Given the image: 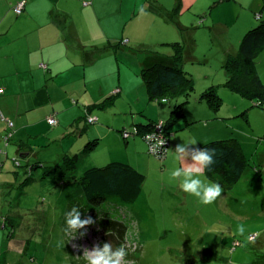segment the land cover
I'll return each instance as SVG.
<instances>
[{
  "label": "crops",
  "instance_id": "obj_1",
  "mask_svg": "<svg viewBox=\"0 0 264 264\" xmlns=\"http://www.w3.org/2000/svg\"><path fill=\"white\" fill-rule=\"evenodd\" d=\"M20 1L24 6L17 14L14 6ZM164 1L0 0L2 227L4 207L8 202L6 196L22 174L45 162L31 146L39 150L45 147L42 142L50 144L74 136L75 140L64 154L105 148L98 157L86 153L90 155L87 166L121 161L139 171L149 168L145 160L146 144L134 129L138 124L165 120L172 102L175 103L149 99L141 75L142 68L166 61L173 53L159 42L183 40V67L190 71L195 81L192 96H188L189 101L182 107L186 122L179 121L172 127L167 148L174 150L176 144L187 142L185 132L194 123L200 124L194 139L201 146L208 140L220 139L217 137L220 125L214 121L221 115L214 113L219 110H212L199 100L198 95L205 88L201 81L221 83L222 77L215 79L218 75L215 73L216 60H225L228 54L235 53L238 49L235 37L242 36L246 28L254 27L255 17L263 15L256 12L255 0H172L173 5ZM230 1L233 2L232 8L229 7L232 10L230 19L211 16L220 3L221 6L224 2L231 5ZM174 9L175 14H172ZM254 12L257 15L254 16ZM198 35L203 39L205 36V46L209 44L210 47L198 48ZM143 37L157 43L145 42ZM158 47L162 48L160 52H154ZM257 62L258 74L264 83V51ZM205 69L209 71L204 74ZM102 101H105L104 107L88 110ZM237 106L233 103L234 109L228 111L224 119L235 116ZM88 114L97 116V121L87 123ZM192 114L201 117L190 121ZM52 115L57 121L55 125L47 121ZM123 130L130 132L128 137L121 136L125 146L120 137ZM90 141L94 142L90 145ZM123 150L127 151L123 153ZM171 150L166 152V157L175 155ZM213 178L219 183L217 177Z\"/></svg>",
  "mask_w": 264,
  "mask_h": 264
},
{
  "label": "rangeland",
  "instance_id": "obj_2",
  "mask_svg": "<svg viewBox=\"0 0 264 264\" xmlns=\"http://www.w3.org/2000/svg\"><path fill=\"white\" fill-rule=\"evenodd\" d=\"M165 1L167 5L174 2ZM225 3L213 9L211 16L230 19L232 10L229 7L232 8L233 2L230 1L231 5ZM254 7L263 15L255 17L256 26L264 19V0H255ZM248 30L246 28L242 36L235 37L237 48ZM198 38V48L210 47L209 44L205 46V36L203 39L198 35ZM143 39L157 43L149 37ZM159 43L174 51L178 43L184 44L181 38L180 41L177 38L170 43ZM213 46L217 48L216 44ZM161 49L158 47L153 51L160 52ZM216 61L218 69L215 73L218 75L215 79L222 77L221 83L207 84L201 79L196 82H203L205 87H217V94L222 99L219 111L214 112L221 115L214 121L220 125L217 137L224 139L238 135L236 139L246 159L247 165L231 189L222 186L223 192L215 202L202 204L198 198L181 191L177 181L170 179V171L178 166L175 155L169 154L160 160L146 150L149 168L141 170L145 179L137 199L129 204L105 200L100 206H91L83 197L80 177L90 167L87 166L89 156L98 157L105 148L87 151L86 146V153L90 155L82 152L72 163L62 162L61 158L75 140L74 136L50 144L42 142L45 147L39 150L37 146L31 147L44 158V164L22 174L6 196L4 216L7 220L2 221L3 227L0 225V264H87L82 256L83 247L91 249L93 244H101V241L117 246L114 237L101 228L104 217L126 227V240L119 242L128 250L125 264H264V107L254 106L255 100L227 90L222 85L226 79L223 78L226 74L224 60ZM208 71L205 69L204 74ZM233 103L238 105L235 116L224 119L223 116L234 109ZM199 117L192 114L189 120ZM198 126L199 123H194L185 132L188 140L194 139ZM122 142L125 146V140ZM33 163L37 164V160ZM210 181L215 182L214 179ZM73 206L80 208L82 218L91 216L95 223L87 226L83 237L79 236L81 229L75 238L68 239L65 213ZM241 224L245 227L244 235L237 232ZM250 235H254L253 240L249 239ZM73 244L81 247L74 248Z\"/></svg>",
  "mask_w": 264,
  "mask_h": 264
},
{
  "label": "trees",
  "instance_id": "obj_3",
  "mask_svg": "<svg viewBox=\"0 0 264 264\" xmlns=\"http://www.w3.org/2000/svg\"><path fill=\"white\" fill-rule=\"evenodd\" d=\"M183 48L184 46L178 43L175 51L173 50L166 61H157L141 69L149 99L175 102H172L169 116L164 121L136 125L135 134L141 136L144 142L145 137L154 132L156 124L161 122L162 133L168 138L169 145L172 127L179 121L186 122L182 107L189 101L188 96L194 91L195 84L183 67ZM138 50L142 49L138 48ZM262 51H264V19L244 34L237 51L228 54L224 60L223 67L227 76L222 85L231 92L238 93L249 100H255L254 105L263 108L264 83L257 70V57ZM108 98L107 100L110 101L111 97ZM198 98L205 101L215 111L222 104L216 86L205 87L201 90ZM104 102L93 104L88 110L104 107ZM203 145L215 147L218 152L217 163L210 171L206 172V175L210 179H214V176L217 177L221 186L231 189L240 179L247 165L241 145L232 137L213 139ZM77 155L64 154L61 161L75 163ZM165 157L166 154L159 159ZM144 179L145 176L142 172L131 164L112 161L103 166L85 169L80 177V185L83 197L91 206H100L105 200L129 204L140 195ZM4 218L7 220V217ZM100 224L108 235L114 237L117 246L120 245V240H126V227L121 222L104 217Z\"/></svg>",
  "mask_w": 264,
  "mask_h": 264
},
{
  "label": "clouds",
  "instance_id": "obj_4",
  "mask_svg": "<svg viewBox=\"0 0 264 264\" xmlns=\"http://www.w3.org/2000/svg\"><path fill=\"white\" fill-rule=\"evenodd\" d=\"M162 126V125H161ZM196 139H190L187 142L178 143L174 150L165 148V138L161 133L153 132L145 137L147 150L154 156H159L161 149L164 152L169 150L175 153L178 166L170 171V179L178 182V187L184 193L190 194L202 203L211 204L215 202L222 194L223 188L219 183L207 179L206 172L210 171L217 163V149L207 147ZM66 228L65 232L69 238H75L78 230L79 236L86 234L87 226L95 223L91 216L81 217L80 208L71 207L65 213ZM237 232L240 235L245 234L244 225H238ZM74 248L81 246L73 244ZM128 250L125 245L113 246L109 241L102 244L95 243L91 249L83 247V257L87 264H125V258Z\"/></svg>",
  "mask_w": 264,
  "mask_h": 264
},
{
  "label": "built area",
  "instance_id": "obj_5",
  "mask_svg": "<svg viewBox=\"0 0 264 264\" xmlns=\"http://www.w3.org/2000/svg\"><path fill=\"white\" fill-rule=\"evenodd\" d=\"M23 6H24V3H23V1H20V2H18L15 6H14V11L18 14V13H20V11L22 10V8H23ZM2 91V88H0V92ZM116 91H117V89H116ZM85 119H86V122L87 123H94V122H96L97 121V116H95V115H91V114H88V115H86V117H85ZM47 121H48V123L49 124H51V125H55L56 124V119H55V116H49L48 118H47ZM8 124L9 125H11V122H8ZM162 123L161 122H159V123H157L156 124V126H155V129H154V132H156V133H161L162 135H163V133H162ZM135 131V130H134ZM122 134H123V136L124 137H128V135L130 134V132H128L127 130H123V132H122ZM151 134V133H150ZM149 135V134H148ZM163 137L165 138V140H166V143H165V145H164V147L166 148L167 147V145H168V138L165 136V135H163ZM165 154H166V152H164V150L163 149H161V152H160V155L158 156V158L159 157H163V156H165ZM249 239L250 240H253L254 239V235H250L249 236Z\"/></svg>",
  "mask_w": 264,
  "mask_h": 264
}]
</instances>
